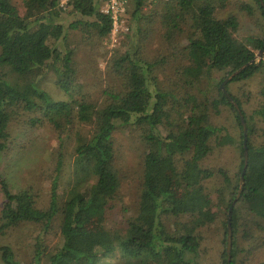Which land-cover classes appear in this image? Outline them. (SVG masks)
<instances>
[{"label": "trees", "instance_id": "16d2710c", "mask_svg": "<svg viewBox=\"0 0 264 264\" xmlns=\"http://www.w3.org/2000/svg\"><path fill=\"white\" fill-rule=\"evenodd\" d=\"M108 1L69 0L60 6V0H23L21 16L12 0H0V154L9 147L10 127L19 114H37L30 124L46 121L65 138L76 124L89 128L88 134L81 130L75 134L73 178L65 199L60 200L58 193L64 168L61 156L45 209L37 205L32 190L13 192L0 175L5 197L0 238L6 229L23 223L41 227L32 264H201L197 261L201 232L219 221L224 211L222 259L228 264V211L236 200L244 166L243 129L236 108L219 84L211 97H202L199 86L210 81L213 72L224 80L253 61L264 51V29L261 34L238 37L237 16L220 19L215 15L217 7L229 0H130L135 4V24L142 20L145 6L153 7L150 21L161 26L150 23L152 32L161 33L166 52L151 59L133 45L116 53L109 65L115 83L93 98L79 89L76 49L62 45L68 41V31H80L87 42L110 36L111 14L101 10ZM256 1L257 8L243 3L238 8L256 18L259 12L264 19V9ZM67 7L77 15L68 26L60 20ZM184 35L182 44L178 38ZM172 66V82L159 77L160 71L165 73ZM51 71L68 101H57L42 89L41 82ZM256 76H260L261 89L252 116L258 119L264 137V58L226 86L244 115L249 153L244 186L232 212L231 264L241 263V255L254 251V235L264 232V143L252 140L255 125L229 87ZM77 89L81 93L74 95ZM219 105L236 114L241 164L235 182L224 170L217 172L227 191L220 193L215 204L205 182L216 173L203 169V161L215 149L237 144L212 118L211 107ZM125 126L140 129L147 145L137 213L121 230L105 224L90 227L97 215L112 208L120 192L113 136ZM53 234L56 244L49 240ZM0 255L3 264H21L10 246L0 243ZM116 255L118 260L112 262Z\"/></svg>", "mask_w": 264, "mask_h": 264}, {"label": "rangeland", "instance_id": "374dc122", "mask_svg": "<svg viewBox=\"0 0 264 264\" xmlns=\"http://www.w3.org/2000/svg\"><path fill=\"white\" fill-rule=\"evenodd\" d=\"M68 1L60 0V6H65ZM126 1L125 15L123 17L125 31L118 34L117 38H113L110 35L102 41L87 42L83 40L80 31H68V41L62 45L65 49L70 47L76 49V61L79 68L78 84L81 87L79 89L82 93L93 98L100 97L108 84L115 83L116 78L110 74L109 65L113 55L115 56L116 53L126 51L133 45L141 48L145 56L151 59L166 52V41L161 38V33L158 30L152 32L153 27L150 25L152 22L149 16L153 7L145 6L141 14L142 20L135 24L133 18L135 4L130 0ZM12 2L18 8L20 15L23 16V0H12ZM107 3L101 5V10L105 11L107 9ZM242 3L257 8L256 0H229L226 5L217 7L215 15L220 19L227 18L229 15L237 16L240 21V29L237 36L240 38L261 34L264 29V19L259 12H257L256 18V14L251 17L246 12L241 11L238 6ZM64 9L66 11L60 20L68 26L76 19L77 15L70 13L71 8L67 7ZM78 16L82 18V16ZM152 24L159 28L161 26L154 22ZM185 37V35L179 37L178 42L180 41L183 44ZM173 67L167 68L170 70L165 73L163 72L165 70L160 71L159 77L172 82L171 78H175ZM222 78V75L217 72L211 73L210 81L205 80L199 86L200 91H202L200 92L201 96H213L212 94L215 91L213 87L218 84L220 86L227 79L222 80ZM55 80L53 71H51L41 82L42 89L46 90L57 101H68L69 97L56 85ZM168 80L166 82L167 85L169 84ZM229 87L231 93L239 98L247 116H250L249 119L255 125L252 140L256 144L264 143L258 119L252 116L259 101L260 76L232 83ZM79 89L74 91V95L81 93ZM210 113L215 124L224 128V133L231 135L235 143H237L215 149L202 164L203 169L216 173L214 178L205 182V186L210 192L213 201L217 204L220 193L227 191L223 178L217 172L224 170L235 182L240 170L241 152L238 143L241 140V129L239 128L236 114L230 107L224 105L212 106ZM36 115L19 114L12 122L9 147L7 151L0 154V175L7 181L13 192L23 189L32 190L37 205L45 209L50 203L51 182L55 177L56 163L60 156L63 158L64 168L59 180L58 193L60 200L66 198L70 188L69 182L73 178L72 166L74 149L77 143L75 134L78 130H81L84 135L88 134L87 130L89 128L76 124L73 133L65 138L46 121H41L34 126L30 124V120L35 118ZM113 137L116 150L115 163L121 178V189L117 199L112 203V208L105 215L102 213L97 215V218L95 217L96 220L91 223L90 227L105 224L107 228L121 230L125 227L128 218L134 217L137 213L147 145L141 130L132 126L119 127ZM4 200L5 197L0 187V225ZM223 212L219 221L201 232L203 241L197 258V261L201 264H223L222 255L225 250L223 243L225 240V229L222 224L225 216ZM249 219L250 217L247 220ZM58 225L59 220L55 222V226L58 227ZM40 229L41 227L37 225L23 223L17 227L6 229L5 234L0 238V243L12 247L16 259L21 264H32L35 237ZM54 235L49 239L52 244L58 242V238ZM253 241L255 245L254 251L248 253V256L246 254L241 255L239 258L241 263L239 264H259L264 262V232L258 230L257 234L254 235ZM249 248L248 246L246 247L247 250ZM118 257V255L114 256L112 262L118 260ZM0 264H3L1 255Z\"/></svg>", "mask_w": 264, "mask_h": 264}, {"label": "water", "instance_id": "95a60500", "mask_svg": "<svg viewBox=\"0 0 264 264\" xmlns=\"http://www.w3.org/2000/svg\"><path fill=\"white\" fill-rule=\"evenodd\" d=\"M261 4V6L264 9V0H258ZM264 57V51H260L258 52V54L256 55L255 59L253 61H251L250 63L242 66L239 70H237L236 72H234L231 76H229V78H227L221 85H220V89L221 91L229 98V100L231 101V103L234 105V107L236 108L239 117H240V122L243 128V148H244V166L242 169V173L240 176V181H239V190H238V194L236 197L235 202L233 203V205L229 208L228 211V237H227V248H226V252H227V263L231 264V250H232V212H233V206L236 203V201L239 199L243 186H244V182H245V175H246V171H247V167H248V162H249V153H248V145H247V141H248V131H247V126H246V122L244 119V115L242 114V111L240 110V107L238 106V104L229 96L227 90H226V85L237 75H239L245 68L249 67L252 63L257 62L260 63L261 60Z\"/></svg>", "mask_w": 264, "mask_h": 264}, {"label": "built area", "instance_id": "2783aa9c", "mask_svg": "<svg viewBox=\"0 0 264 264\" xmlns=\"http://www.w3.org/2000/svg\"><path fill=\"white\" fill-rule=\"evenodd\" d=\"M106 14H111L113 20V29L111 36L117 38L118 34L124 33L125 26L123 25V14L125 12L124 0H109L107 3V9L103 11Z\"/></svg>", "mask_w": 264, "mask_h": 264}]
</instances>
